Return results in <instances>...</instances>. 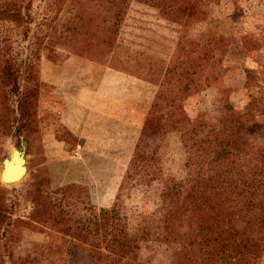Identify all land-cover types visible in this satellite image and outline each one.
I'll list each match as a JSON object with an SVG mask.
<instances>
[{"label":"trees","instance_id":"1","mask_svg":"<svg viewBox=\"0 0 264 264\" xmlns=\"http://www.w3.org/2000/svg\"><path fill=\"white\" fill-rule=\"evenodd\" d=\"M34 1L0 0V99L7 93L16 98L14 108L0 106L4 135L32 128L40 59L59 60L63 57L59 48L126 71L137 66L135 74L158 88L110 208L85 200L80 185L69 184L52 195L42 186L45 181H39L23 195L31 204L28 215H18V197L11 198L0 185V264H76L83 255L105 264H143L138 257L141 244L156 232L131 233L121 197L132 185L154 181L160 183L159 200L167 207L161 219L164 241L172 237L173 221L185 215L190 224L198 217L203 225L197 237L183 240L170 264H263L264 137L257 145L249 144V130L238 120L246 112L227 115L235 125L222 132L218 126L225 125L227 116L214 122L202 116L191 119L183 106L187 97L220 78L218 52L225 45L224 35L211 31L188 49L176 46L165 66L161 61L141 66L149 48L147 38L138 50L131 48L132 41L119 38L134 5L152 9L156 19L186 26L207 18L205 1L219 0H39L36 7ZM227 1L231 16H241V0ZM12 28L17 43L25 42V56L18 65L10 57L16 42L7 34ZM170 132L178 134L187 151L207 154L204 173L195 172L189 163L180 179L163 170L160 157ZM23 230L52 234L60 242L37 245L14 257L12 246Z\"/></svg>","mask_w":264,"mask_h":264},{"label":"rangeland","instance_id":"2","mask_svg":"<svg viewBox=\"0 0 264 264\" xmlns=\"http://www.w3.org/2000/svg\"><path fill=\"white\" fill-rule=\"evenodd\" d=\"M211 2H204L206 19H194L186 26L156 19L152 9L134 5L119 38L132 41L133 50L144 46L147 38L149 48L141 66L150 61H161L165 66L176 46L188 49L203 42L211 31L224 35L225 45L218 52L220 78L187 97L183 106L191 119L202 116L207 122L225 121L231 112H246L238 120L249 130V144L257 145L264 137V0H241L243 12L239 17L231 16L229 1ZM38 3L35 0L34 7ZM15 32L12 28L7 34L16 39L10 57L18 65L25 56V42L17 43L19 37ZM59 49L63 53L59 60L45 56L40 59L41 84L30 131L4 135L0 126V161L20 146L25 153L24 177L12 184L0 181L11 198L18 197V215H28L31 204L23 195L39 181H45L42 186L52 195L69 184L80 185L86 191L85 200L97 208H110L158 88L148 78L135 74L137 66L126 71ZM7 96L0 99V106L14 108L16 98L10 93ZM227 119L225 125L218 126L222 132L233 130L235 125L229 116ZM207 159L206 153L187 151L178 134L170 132L162 147L160 163L166 173L180 179L188 169L185 163L195 172L204 173ZM159 190L158 181L145 186L132 185L121 197L130 232L139 233L142 229L156 232L141 244L138 257L143 264H170L172 254L181 248L183 240L190 235L197 237L203 229L198 217L190 224L185 215L173 221L172 237L164 241L161 219L167 207L159 200ZM19 237L12 246L14 257L33 251L37 245L60 242L52 234L32 230H23ZM76 264L105 263L83 255Z\"/></svg>","mask_w":264,"mask_h":264},{"label":"water","instance_id":"3","mask_svg":"<svg viewBox=\"0 0 264 264\" xmlns=\"http://www.w3.org/2000/svg\"><path fill=\"white\" fill-rule=\"evenodd\" d=\"M15 160H19V168L12 170V167L15 165ZM0 165V181L2 183L12 184L20 181L27 171L23 146L14 148L10 155L3 157Z\"/></svg>","mask_w":264,"mask_h":264},{"label":"bare ground","instance_id":"4","mask_svg":"<svg viewBox=\"0 0 264 264\" xmlns=\"http://www.w3.org/2000/svg\"><path fill=\"white\" fill-rule=\"evenodd\" d=\"M14 163H15V165L12 167V170L14 169V170H16L17 168H19L18 166H19V160H15L14 161Z\"/></svg>","mask_w":264,"mask_h":264}]
</instances>
